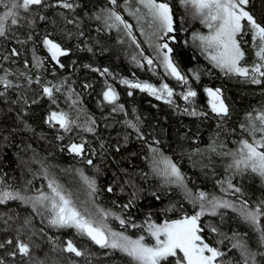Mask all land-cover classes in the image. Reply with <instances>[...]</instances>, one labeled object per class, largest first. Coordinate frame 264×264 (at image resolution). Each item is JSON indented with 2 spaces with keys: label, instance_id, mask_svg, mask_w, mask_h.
Returning <instances> with one entry per match:
<instances>
[{
  "label": "trees",
  "instance_id": "trees-1",
  "mask_svg": "<svg viewBox=\"0 0 264 264\" xmlns=\"http://www.w3.org/2000/svg\"><path fill=\"white\" fill-rule=\"evenodd\" d=\"M71 2L75 5L72 10L60 7L59 0H45L29 12L21 11L19 23L9 22L8 31L0 36V178L11 185L10 190L24 196L50 194L48 184L55 180L82 212L87 209L99 219L96 212L102 209L109 213L106 223L112 230L137 238L145 231L132 224L146 228L149 218L159 224L199 211L181 188L153 172L151 149L155 148L177 165L193 194L216 196L237 209L245 201L250 209L264 208V178L228 168L239 142L252 140L246 130L249 114L255 118L264 112V77L257 74L261 82L254 84L251 74L226 75L217 69L192 39L194 33L205 31L199 19H193L192 10L181 0H160L173 12L174 32L169 36L175 39L167 42L172 48L169 56L197 93L192 111L196 115H191L119 83L123 79L157 86L162 81L172 91L181 88V82L162 67L156 50L162 40L150 39L152 29L147 22L131 14L140 8L137 0H127V4L117 0L116 11L132 25L131 36L122 25L109 28L103 19L95 18L103 15L102 9L113 7L108 0ZM6 10L0 4V14ZM246 10L264 25V0H250ZM45 37L68 53L56 64L42 49ZM241 47L245 52L241 66L251 69L260 62L250 31L243 36ZM146 58L153 63L149 65ZM104 69L108 71L101 75ZM108 86L117 94L114 103L104 99ZM45 87L52 89L51 97L44 93ZM208 88L220 89L227 115L209 109ZM52 112L67 114L70 130L51 123L48 115ZM70 143L84 144L83 153L69 154ZM85 177L95 181L94 193ZM229 180L241 191L229 189ZM41 212L44 210L34 211L31 204L19 200L0 204V243L5 244L0 259L4 264H130L125 254L101 248L74 228L50 226V213ZM117 216L127 221L125 227L115 220ZM200 224L205 242L226 253L217 264H245L240 250L232 248L237 241L256 254L255 264H264L260 243L264 216L259 227H254L235 210L220 209L215 215L201 216ZM213 227L216 233L211 231ZM17 238L30 245L29 256L9 255L16 250ZM8 240L13 243H5ZM68 241L84 255L65 251Z\"/></svg>",
  "mask_w": 264,
  "mask_h": 264
},
{
  "label": "snow or ice",
  "instance_id": "snow-or-ice-1",
  "mask_svg": "<svg viewBox=\"0 0 264 264\" xmlns=\"http://www.w3.org/2000/svg\"><path fill=\"white\" fill-rule=\"evenodd\" d=\"M108 2L113 7L102 9L103 15L98 14L95 18L97 20L103 19L104 24L109 28H119L122 25L127 35L131 36L132 25L128 24L116 11L117 0H108ZM249 2L250 0H181L186 9L192 10L193 19H199L209 29L207 35L194 33L192 39L194 42H199V46L209 54V58L215 66L224 71L226 75L234 73L242 77H249L251 74V82L258 84L261 81L257 78V74L264 77V70H262L264 69V25L258 23L254 16L246 10ZM138 3L145 11L141 12L140 8H136L131 14L136 16L138 21L147 22L149 28L152 29L149 38L155 37L164 40L165 37H168L174 40V36H169L170 33L174 32L173 12L169 4L160 2V0H138ZM0 4H4L7 9L3 14H0V36H4L8 31L7 25L9 22L11 25L19 23L18 18L21 16V11L29 12L33 6L45 4V0H8V3L0 0ZM125 4H127V0H125ZM59 6L69 10L75 7L71 0H59ZM40 19H45V17L41 16ZM242 21H246L247 24L245 25ZM67 23H73V21L68 20ZM247 31L251 32L253 45L256 49L255 56L260 61L254 63L251 69L247 66H241V61L245 58L241 41ZM133 42H135L134 38ZM43 44L53 60L58 61L60 56L68 54L60 44L52 39L45 37ZM156 50L157 53L166 50L163 55L165 68L177 80L186 84V78L181 75L168 55L172 52V48L169 47L168 43L157 44ZM146 59L149 65L153 63L152 59ZM94 70L99 71L98 69ZM107 71V69H104L101 75H104ZM122 83L131 88L146 91L150 95L156 96L157 99H161L163 93H166L168 97L173 95L172 89L167 84H163L157 89L149 83H132L128 80H123ZM43 91L51 97V88L45 87ZM205 91L210 98L209 104L212 112L227 115L228 109L221 99L220 89L208 88ZM131 94L129 92V95ZM196 95L195 91L189 90L184 94L183 99L188 101L189 98ZM103 96L109 103H114L118 98L111 86H108ZM168 102L171 103V101ZM190 114L196 115L195 112ZM48 120L56 121L61 128L70 130L71 122L65 113L52 112ZM130 126L135 127V125ZM241 127L244 128L243 125ZM87 130L92 131L91 128ZM246 130L252 140L250 142L248 139H243L239 142L240 147L237 152L231 153L233 159L228 168L234 169L238 174L251 171L264 178V150H262L264 149V112H261L255 118L249 114V124ZM256 133H260L259 138H256ZM69 151L81 155L84 151V144L73 143L70 145ZM151 151L154 153L153 172L163 177L166 183L181 188L184 191L185 198L192 203L193 207H199V211L193 215L185 214L177 219H165L159 224L149 218L145 221L146 228L135 224L131 225L132 227H141L154 243L146 242L145 235H140L134 239L125 232L112 230L106 223L109 213L102 209L97 210L99 219L94 218L93 214L88 212L87 209L82 212L71 199V194H66L63 187L55 180H51L48 184L50 194L40 192L36 196H24L18 190H10L11 185L0 178V204L16 200L31 203L34 211L43 209L44 212L50 213L48 219L50 226L74 228L80 235L88 237L101 248H110L125 254L129 258L130 264H217L218 260L226 253L205 242L202 236L204 228L200 224V219L205 214L215 215L219 208H232L239 212L245 222L254 227H259L260 218L264 216V208L257 206L255 209H250L245 201L237 209L234 204L216 196H209L204 192L193 194L191 190L187 189L184 182L185 177L177 165L160 154L157 149L152 148ZM87 163L92 164V160H88ZM84 179L88 183L91 192L94 193L96 191L95 181L88 180L86 177ZM228 188L234 189L237 193L241 191L240 188L234 187L231 180L228 181ZM224 190L226 191V189ZM108 191L111 192L112 188L109 187ZM124 207L127 208L129 205ZM44 212H41V215H44ZM116 219L119 220L121 227L126 226L127 221L125 219H121L119 216ZM27 223L26 220L25 224ZM211 231L216 233L217 229L213 227ZM5 243L12 244L13 242L8 240ZM260 243L264 247V228L260 229ZM4 246V243H0V248ZM232 248L240 250L241 258L245 264H250V262L255 264L256 254L250 251L246 243L237 241L232 244ZM64 250L75 254V256L84 255L71 241L67 242ZM17 253L25 257L29 256L30 245L17 238L16 250L9 253V255L15 257ZM0 264H4L2 259H0ZM228 264H231V262L229 261Z\"/></svg>",
  "mask_w": 264,
  "mask_h": 264
},
{
  "label": "rangeland",
  "instance_id": "rangeland-1",
  "mask_svg": "<svg viewBox=\"0 0 264 264\" xmlns=\"http://www.w3.org/2000/svg\"><path fill=\"white\" fill-rule=\"evenodd\" d=\"M137 2H138V0H137ZM139 4V3H138ZM140 5V4H139ZM140 9L142 10L141 12H143V11H145L143 8H142V6L140 5ZM200 21V20H199ZM202 26L204 27V29H205V31H204V33H202L203 35H207L208 34V31H209V29L204 25V24H202ZM168 40H169V38L168 37H165V39L164 40H162V41H160L158 44H162V43H165V42H168ZM196 43L199 45V42L198 41H196ZM42 49H43V51L45 52V54L47 55V57H48V59H49V61L51 62V63H53V64H56L57 63V60H53L52 58H51V54L48 52V50H47V48L44 46V44H43V42H42ZM202 49V48H201ZM166 50H163V51H161V52H159L158 54L160 55V60H161V64H162V67L170 74V72L165 68V65H164V62H163V55H164V52H165ZM204 52V51H203ZM205 53V57H206V59L211 63V64H213L214 66H215V64H214V62L213 61H211V59L209 58V54L208 53H206V52H204ZM169 55V54H168ZM154 57H156V55H154ZM216 67V66H215ZM154 68V67H153ZM217 69H219L220 71H222L220 68H218V67H216ZM222 72H224V71H222ZM234 74V73H233ZM171 75V74H170ZM237 75V74H236ZM172 76V75H171ZM173 78H175L174 76H172ZM176 79V78H175ZM122 81H123V79H120V81H119V83L120 84H122V85H124V86H126V87H128V88H130V89H135V88H131V87H129L128 85H126V84H123L122 83ZM130 82H132V83H136L135 81H130ZM181 82V88L178 90V91H172L173 92V95L171 96V97H168L167 95H166V93H163V94H161V99H157L156 98V96H154V95H150L148 92H146V91H142V92H144V93H146L148 96H150L151 98H153V99H155V100H157V101H159V102H161V103H165V104H171V105H175V106H177L178 108H181L183 111H185V112H192L193 111V108H194V105H193V97H191V98H189V100L188 101H185L184 99H183V96H184V94H186L187 93V91H189V90H191L190 88H189V85H188V83H184L183 81H180ZM140 83H142V82H140ZM164 83L161 81L160 82V84L159 85H157V86H154V87H156L157 89H159L160 87H161V85H163ZM135 90H138V91H140L139 89H135ZM206 98H207V105H208V107H209V109L211 110V106H210V104H209V96L207 95V92H206ZM168 101H171V103H169ZM212 111V110H211ZM214 113V112H213ZM51 114V113H50ZM50 114L48 115V117L50 116ZM214 114H217V113H214ZM217 115H224V114H217ZM51 123H56V124H58L56 121H50ZM59 125V124H58ZM71 144H73V143H70L68 146H67V151H68V153L69 154H74V155H76L75 153H72V152H70L69 151V148H70V145ZM75 144H77V143H75ZM77 156H79V155H77ZM161 178H163V177H161ZM225 192L223 191V194H224ZM29 204H31V203H29ZM220 209H222V210H233L232 208H219L218 210H220ZM237 212V214H238V216H240L239 215V212L238 211H236ZM96 216H98V213L96 212ZM113 217V216H112ZM241 217V216H240ZM110 218H111V216H110ZM115 218V217H114ZM113 219V218H112ZM115 220L116 221H118L116 218H115ZM76 230V229H75ZM143 235H145V237H146V242H149V243H154V241L150 238V237H148V235H147V232L145 231L144 232V234ZM135 239V238H134ZM107 249H110V248H107ZM218 264H220V263H218Z\"/></svg>",
  "mask_w": 264,
  "mask_h": 264
},
{
  "label": "water",
  "instance_id": "water-1",
  "mask_svg": "<svg viewBox=\"0 0 264 264\" xmlns=\"http://www.w3.org/2000/svg\"><path fill=\"white\" fill-rule=\"evenodd\" d=\"M99 246V245H98Z\"/></svg>",
  "mask_w": 264,
  "mask_h": 264
}]
</instances>
